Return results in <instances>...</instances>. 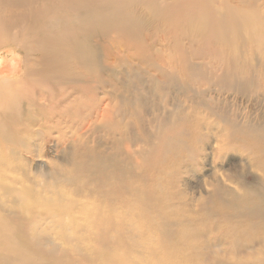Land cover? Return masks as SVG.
Wrapping results in <instances>:
<instances>
[{
    "label": "rangeland",
    "instance_id": "374dc122",
    "mask_svg": "<svg viewBox=\"0 0 264 264\" xmlns=\"http://www.w3.org/2000/svg\"><path fill=\"white\" fill-rule=\"evenodd\" d=\"M255 3L256 8H264V0H255ZM184 9L158 8L159 11L154 12V8H129L130 12L141 18L140 27H144V29H142L140 37L129 38L116 34L108 39L106 38L103 43L98 39H92V42L98 48L97 53L101 70L103 71L104 84L88 83L89 80L81 79L84 83L71 80V82L65 81L58 85H52L54 89L51 84H46L49 89L43 85L39 89L35 88L36 90L32 88L28 89L30 90L28 92L26 90L25 94L27 95H24V103L28 104L26 105L28 106V111L31 109L35 110L34 112L31 110V113H34L33 117L30 121L18 118L15 122L16 124L12 125L14 129H11L12 132L9 133L10 137L7 135L0 136V148L2 149V151L0 149V156H3L2 159L5 160L1 162L0 157V174H3V176L1 175L2 182L1 179L0 182L2 184L10 182H8L9 185L6 183L0 185V193L2 194L0 195V200H4V203L9 202L8 205L5 204L6 207H11L9 210L13 207L14 209L11 212L9 210L6 211L4 209L6 207L2 206L4 203L1 201L2 205H0L2 211L5 210L4 213L8 215V219L10 216V219L13 218V220L17 218L15 220L18 221L16 222L17 224L11 220L17 225V228H29L27 226L34 222L36 228L31 232L41 236V241L44 243L46 250L49 249L48 251H54L58 256L66 257L69 256L68 253L70 252L66 253L67 251H64L65 249L63 248L67 247L66 250H70L68 248L72 247L75 249L71 248L73 252L87 246V244H81L82 246L80 245V247L77 243H74L75 241L72 242L71 233L69 235L68 230L67 238L69 239H66V232H63L59 228L62 215H53V212H51L53 200L58 202V205L67 206L69 197H75L74 200L78 201L79 199V201L81 200L80 202L83 201L82 203L85 204L89 201V198L90 201H93V198L94 200L97 199V195L94 196L95 193L91 191V186H80L79 178L77 180L74 178V172H76V160H74V156L77 154L76 151H78L79 146L80 149L82 146L84 147H82L83 150L79 149V151L83 152L86 147L84 146V142L88 141L89 147L96 145L104 146V144L109 145L112 142L111 140L113 139H110L111 137H116L113 141H119L117 145L120 146L124 154H126V149V152L128 149L131 151L135 150L134 152L137 151L138 159L143 155L141 158L145 160L144 155L146 156V152H151L158 145L159 136L162 135L164 130L162 128L165 127L162 124L167 122L166 127H172V129H179V126H181L179 131L175 130L177 131L175 132L177 135L173 133L176 135V139L174 135H172L174 139H170L172 146L173 143L175 144L177 152L172 148L175 152L164 153L165 155L163 154L162 156L167 161L162 159L161 155V158H159V155L152 154L149 163L145 164L148 170H144L145 172L143 171L145 165L142 169L140 168L141 170L137 169L139 167L135 165L128 166L129 170L134 171L133 173L130 171L131 174L137 173L132 178H136L139 184L142 182V186L146 189L154 188L151 191L150 189L147 190L150 196L155 197H151L153 201L150 199L149 204L152 202L151 204L155 206L153 202L157 201L156 205H159L158 208H164L166 212L160 211L157 214L156 211L153 214V212L146 211L145 207L142 208L143 206L141 205L138 208L142 210H136L137 208H135L133 212L129 211L130 215H132L131 217L128 212L122 213L119 217V223L124 224L127 220V223H131L130 220H132L141 229H145L147 224L152 223L151 219L154 216L156 219L154 218L153 222L157 220V223L159 222L160 224H166L169 220V223L166 225L167 230L172 229L173 224L179 226L180 222H183V225L180 224L181 226L179 227L174 226L178 230L179 228H183L182 226L185 227L191 223V226L187 225L186 228L194 230L196 234L199 233L198 235L203 239L202 242L210 238L213 240V244L220 246L219 250L221 253H227L226 255L229 258L232 257V246L229 243L231 238L225 236V230H220L219 225L227 221V219V222H230L234 218V216L232 217L234 214L227 207L231 205L230 199H227L226 196L220 197L218 193L222 189L225 192H229L228 190L232 188V193L238 194L239 192L242 195V186L246 187L249 184L247 186L256 188L254 187L256 183L255 186L258 187L261 180V183L264 182V175L260 174L261 171L264 174V170L263 168L260 169L258 165L256 166L253 161V151L234 140L230 131L229 118L248 125H254L258 121L264 120V50L259 51L257 46L252 45L251 41L241 46L240 57L255 54L256 57L254 67L248 65V68L245 67V70H243L246 72V75H244L245 81H238L234 76L238 74L234 72L236 69L226 68V56L218 51L219 48L215 44L202 43V39L196 32L188 31V26L184 21L181 22L178 18H166L167 16L174 17V14L170 11L183 12ZM258 42H263L264 44V38H261ZM6 51L1 50L0 54ZM259 52L260 54H257ZM37 93L39 94L37 95ZM143 93H148L149 95L146 94L144 97H141ZM28 95L29 97H26ZM31 97L32 101H35L33 105V102H30ZM28 98L29 101H27ZM35 103L40 104L35 106ZM107 104L111 105V108L117 105L116 109L119 108L120 112V114L118 113L119 117L117 115L116 117L118 118L114 119V121L116 120V134L114 136L113 132L104 129L105 126L107 127V123L104 122L103 124L100 121L102 120L103 109ZM166 111L169 113L165 114ZM170 112L172 113L170 114ZM167 116L168 118H166ZM174 116L175 118L177 116V120L175 119V121ZM170 117L173 120H170ZM164 118L166 121H164ZM159 120L162 121L160 124ZM16 125L17 128H15ZM18 125L21 126L19 127ZM16 129L20 130L21 133L11 135L16 132ZM159 129L160 131L162 129V131L160 132ZM13 130L15 131L13 132ZM78 140L82 143L80 144ZM90 141L96 143L93 145ZM91 144L92 146H90ZM229 144L235 145L236 148L235 151L229 150L230 152L226 153L225 151L230 148ZM215 146H220L221 150L217 151ZM150 149L152 150L150 151ZM141 151L146 152H143V154ZM138 152H141V155ZM154 155L160 163H157L158 161L152 158ZM165 156H167L166 158L170 157V160L166 159ZM152 159L156 161H152ZM144 160L140 159L138 161H142L143 163L145 162ZM153 162L160 167L154 165ZM152 163L154 167H151L150 164ZM131 166L132 168L130 169ZM142 174H145V176ZM4 177L8 181L3 182ZM139 177L144 181L139 180ZM256 178H260L259 182L258 180L256 181ZM148 181H150V186L148 185ZM218 183L222 185L225 183L224 185L228 184V186L224 187V185L220 184L221 187H224L220 189L221 187ZM231 183L232 186L230 185ZM10 184H13L12 186L15 189L14 187L11 189ZM5 185L10 187L12 193L14 190L27 191L29 189V193L24 191L30 197V200H27L28 197L26 198L25 202L28 201V203L24 207L27 209L33 207L32 211L37 213L33 214L31 209H29V212L32 213H28V210H26L27 212L23 211V216H21L20 212L23 209L22 206H19L21 203H17L19 199L16 201V196L14 199H11V192L8 186V193L4 191L6 189ZM229 185L231 186L230 188ZM213 186L217 189L212 188ZM233 186H241V188L236 187L238 190H241L238 192L236 190L235 192L236 188L234 187V189ZM22 187L25 189L22 190ZM227 187L229 189L226 191ZM16 188L20 189L16 190ZM81 188L82 190L88 188L87 190H90L92 195L94 194L93 197L91 194V196H88V192L90 191H82ZM144 188L143 190L145 191L146 189ZM80 190L84 192V196L87 193L85 196L87 201L83 198V193ZM214 190H218V193ZM33 191L34 197L30 195ZM154 191L155 194L153 193ZM70 192L74 195L70 196ZM149 193L147 194L149 195ZM7 195L9 198H7ZM58 195H60V199ZM13 196L11 197L13 198ZM164 197L167 199L163 200ZM7 199H11L12 202L16 201V204L14 202L12 204L15 206L18 204L16 208L20 211H17L15 206L12 207L11 200ZM208 199L211 201L209 202ZM228 200L230 201L229 205L226 204L229 202ZM221 201L225 204L224 206L220 203ZM29 202L31 203L29 204ZM33 203L35 206L31 207ZM152 205L149 208H157V206L153 207ZM167 207L173 210L176 215L171 210L168 211ZM201 207H203L202 210ZM224 207L226 209H223ZM206 209L210 212L207 213L208 210ZM214 209H218L221 212ZM13 211L14 213H12ZM138 211H143V213L145 212L144 214L148 212L149 214L144 215L142 213L144 216L142 218L141 212L138 213L139 215L136 214ZM200 211L202 212L200 213ZM203 211L206 213L204 214ZM211 211H213L212 213H217L211 215ZM163 213L166 214L164 215ZM202 214L203 218L200 217ZM206 214H208L207 216L210 215V217L205 218ZM224 214H226L225 218L223 217ZM162 216L164 219L166 218V222L163 218H160ZM185 216L190 217L186 218ZM133 217H136V219ZM229 217H231L230 220ZM238 217L236 215L234 219L236 220ZM128 218L131 219L129 220ZM134 219L139 221L136 222ZM123 220L126 221L124 222ZM15 224H13L14 227ZM9 226L11 227V224ZM164 228L153 232V241L150 243L155 241V244H159L162 241L166 233L162 232ZM40 230H43V232H38ZM213 230L215 231L213 232ZM14 231L16 232V230ZM14 231L12 235L15 234ZM58 233L62 236L58 235ZM9 234L11 233L9 232ZM59 238H65L66 244H69V246L62 248ZM225 239H228V242ZM57 242L59 245H56L58 244ZM73 243L79 247L77 245V247L75 245L73 247ZM133 251L135 253L138 252V254L140 252L139 249H133ZM179 255L180 260H186V256ZM160 257L161 254L149 256V258H152V264L154 262L156 264Z\"/></svg>",
    "mask_w": 264,
    "mask_h": 264
},
{
    "label": "bare ground",
    "instance_id": "6f19581e",
    "mask_svg": "<svg viewBox=\"0 0 264 264\" xmlns=\"http://www.w3.org/2000/svg\"><path fill=\"white\" fill-rule=\"evenodd\" d=\"M142 7L154 8V12L159 11L158 8H185L183 12L170 11L174 14V17L171 18L167 16L166 18H178L179 21H184L188 26V31L196 32L202 39V43L215 44L219 48H217L218 51L226 56V68L237 70L233 71L238 73L234 75L238 81H245L244 75H246V72L243 70H245V67L248 68V65L254 67L253 65H255L254 62L256 57V54L240 57L241 46L251 41L252 45L257 46L259 51L264 50L263 42H258L261 38H264V8H256L255 0H0V51L7 50L5 53L0 54V136L7 135L10 137L9 133L12 132L11 129H14L12 125L14 126L16 124L15 122L18 118H22L24 121L27 119L30 121L33 117L34 113H31L32 109L28 111V106H26L28 104L24 103V95H27L25 94L26 90L28 92L30 88L36 90L35 88L39 89L43 87V85L46 86V84H51L52 86L65 81L71 82V80L84 83L81 79L86 81L89 80L88 83L104 84L105 81L102 77L103 71L101 70V64L97 53L98 48L94 45L95 43L92 42V39H98L103 43L106 38L108 39L116 34L124 35L129 38L140 37L142 29H144V27H140V23L142 22L141 18L130 12L129 8ZM257 54H260V52ZM52 87L54 89V86ZM47 88L49 89V87ZM43 89L41 90L43 91ZM28 94L33 95L31 93ZM38 94L39 93H37V95ZM146 94L148 93L141 94V97H144ZM26 97H29V95ZM32 97L30 102L33 100ZM27 101H29V98ZM37 104L35 103V106H37ZM116 106L111 108V105L107 104L103 109V114L101 116L102 120H100L103 124L104 122L107 123V127L105 126L104 129L113 132V136L116 134V120L114 121V119L119 117L118 113L120 114L119 108L116 109ZM32 111L34 112L35 110ZM166 113L169 112L166 111L165 114ZM171 113L172 112H170V114ZM117 115L118 117H116ZM177 116L176 118L174 116V121L175 119L177 120ZM172 117L169 119L171 120ZM166 118H168V116ZM162 121H160L159 124ZM164 121H166V119ZM166 123L167 122L162 124L165 127L162 126L164 130L162 135L159 136L158 145H155L156 147L154 146V150L150 149V151L152 150L151 152L145 151V160L141 158V156H143L141 152L143 153L144 151L138 152L140 153L139 155H141L140 159L145 161L143 163L142 161L139 162L140 159H138L137 151L134 152L135 150L131 151L128 149L126 152L127 149H124L126 153L124 154L120 146L117 145L119 141H113L116 137H111L110 139H113L111 140L112 142L109 145L104 144V146H97L96 144V146H92V144L94 145L96 142L93 143L90 141V143H92L90 146L92 147H89V143L86 140L87 142H84V146L86 147L83 152L79 151V146V152L76 151L77 154L75 153L77 158L74 156V160H76L74 178L75 180L79 178L80 186H91L92 189H90L95 193V195L93 194L94 196L97 195V199L94 200L93 198L91 202L88 197L89 199H87L89 201H87L85 197L87 193H85L84 196V192L82 191H86L88 188L82 190V187V191H80L83 193V198L87 201L86 204L82 203L83 201L80 202L81 200L79 201V199V202L74 200L75 197H69L67 206L58 205V202L55 200L52 201L53 204L51 209H53L51 212H53V215H62L59 228H61L63 232H66V235L64 234L66 239H69L67 238L68 230L69 235L71 233L70 237H72V242L75 241L74 243H77L79 246L81 244H87L85 247H81V245L78 251L72 252L71 245V248H68L70 250H66L67 247L63 248L64 246H69V244H66L65 238H59L60 243H62V248L65 249L64 251H67L66 253L70 252L68 253L69 256H58L56 252L48 251L49 249L46 250L44 243L41 241V236L31 232L36 228L34 222L27 226L31 229L26 227L23 229L17 228L16 222L18 221H15L17 218L14 220L13 218L10 219L11 216L9 215L10 217L8 219V215L4 213L5 210L7 211L11 208L5 206V204L8 205L9 202L5 201L6 203H4V200H0L4 205H2L1 202L0 204L8 208H4L5 210L2 211L0 205V264H147L150 261L151 263L149 264H152V258H149V256L155 254L156 256L161 254L157 262L158 264H264V182L261 183L262 180L260 184H258V187L255 186L257 183L254 185L256 188L247 186L249 184H247L246 187L241 185L243 189L242 195L238 192L241 189L238 190L236 188H241V186H233V188H236H234L235 192L237 190L240 195L232 193V188L230 189L231 192L228 190L232 186V183L230 184L231 186L229 185V188H226V191L228 190L229 192H225L222 189L228 186V184L224 185L225 183L223 184L224 187H221L222 184L218 183L221 187L220 189H222H219V193L218 190H214L217 191L216 193H218L220 197L226 196L227 199H230L231 205H229V200L228 203L225 201L224 203L230 206L227 207L234 214L232 217L234 216L235 218L236 215L239 216L236 220L232 218L230 222H227V219V221L219 225L220 230H225V236L231 238L229 242L232 246L231 258L226 255L227 253H221L219 250L220 246L213 244L212 239L209 238V240L207 238L208 240L202 242L203 239L198 235L199 233L196 234L194 230L186 228L187 225L191 226V223L187 224L185 227L182 226L183 228H179L178 230L175 229L178 225L175 226V224H173L175 227L171 225L173 227L172 229L176 231H173L171 228L167 230L168 228H166L167 223H169L168 219L170 218L167 219L168 222L166 224H160L159 222L158 224L157 220L153 222V219H156L154 216V218L151 219L152 223L147 224V227H144L145 229H141L137 223L132 222V220H130L131 218H128L131 223H127L128 220L126 216L127 221L125 220V222L123 220L125 222L124 224L119 223V217L122 213L128 212L130 215L129 211L133 212L135 208L138 210V207L141 205L143 206L142 208L145 207L144 209H146V211L153 212V214L156 211L158 214L160 211L164 212L166 210H164V208H158L159 205H156L157 201L155 203L153 202L157 208H149V206L152 205V202L150 203L151 205L149 204L150 199L155 197L150 196L149 191L147 192V190L150 189L148 186L147 188L149 189H146L142 186V182L139 184L136 178H132L135 177L134 174L137 173L131 174V170L128 168L130 165H135L139 167L135 168L141 170L145 164L147 165V163H149L152 154L156 156L159 155V158L162 157V159H164L162 156L164 153L168 154L170 151L174 150L177 152L175 144L173 143V147L170 139H174V136L176 139L177 134L175 132L177 131L175 130L179 131L181 126H179V129H172V127H166ZM229 123L231 126L230 131L232 132L231 135L234 140L238 144L252 150L254 153V160L251 157L252 160L255 162L256 166L258 165L260 169L263 168L264 170V120L258 121L254 125H248L229 118ZM15 128H17V125ZM14 131L15 130H13V132ZM17 131L16 129V132L11 135L20 132V130ZM80 141L79 143L81 144L82 142ZM82 147L80 150H83ZM229 147L230 148L225 151L226 153L230 152L229 150L235 151V145L229 144ZM172 148H174V150H172ZM215 149H217V151L221 150L220 146H215ZM2 155L5 156L3 153ZM155 155L152 158H155ZM2 157L1 162L5 161ZM166 157L167 156H165V158ZM155 159L158 161L157 158ZM154 160L152 159V161ZM153 163L150 164L151 167H154ZM157 163L160 162L158 161ZM154 165L157 164L154 163ZM145 166L143 171L147 170V166ZM158 166L159 165H157V167ZM131 168L132 166L130 169ZM139 170L137 171L139 172ZM131 172L133 173L134 171ZM261 172L260 174L264 175ZM145 174L142 175L145 176ZM1 175L3 176V174H0V179ZM146 177L148 178V176ZM139 178V180H142L141 177ZM3 179V182L8 181L5 177ZM259 179L260 178H256V181L258 180L259 182ZM8 182L5 183L8 184ZM149 182L150 181H148V183ZM4 184L1 183L0 185ZM145 184L147 185V183ZM8 185H5L6 189L4 191L6 192L8 191ZM12 185L10 184L11 189L14 187ZM148 185L150 186V183ZM23 187L22 190L25 189H23ZM143 188L146 189V192ZM212 188L217 189L214 186ZM17 189L18 188H16V190ZM28 190L24 191L28 192ZM24 191L14 190L12 193L10 190L12 193V195L10 193V198L14 199L16 196V201L19 199L17 203L19 204L20 202L21 205L19 206H22L23 209L20 212L21 216H23V211L25 212L26 210H28V213H37L32 211V206H35L34 203L31 205L32 208L27 209L24 207V205L28 203V201L25 202L28 196ZM91 191L88 192V196L92 193ZM33 193L34 191L32 194L30 193V195H33ZM70 193V196L74 195ZM147 193H149V195ZM153 193L155 194V191ZM0 195L2 194L0 193ZM11 196H13V198ZM58 197L60 199V195H58ZM7 198H9V196ZM29 198L30 197H28L27 200H30ZM83 198L82 200H84ZM166 199L165 197L163 198V200ZM221 199L223 200V198ZM218 200L220 201V199ZM16 201L13 202L16 204ZM13 202L11 200L12 207L15 206L12 204ZM97 202L98 204H96ZM30 203L31 202H29V204ZM220 203H222V201ZM11 205L9 204V206ZM222 205L224 206L225 204L222 203ZM17 206H15V208ZM225 207L223 209H226ZM202 208L203 207H201V210ZM13 209L14 207L11 210ZM29 209H31L32 212H29ZM11 210L9 211L11 212ZM169 210L171 209L168 208V211ZM214 210L217 211L218 209ZM143 211H138L136 214L141 212L140 215L144 218L142 215ZM171 211L173 212V210ZM213 211H211V213ZM218 211L221 212L220 210ZM201 212L202 211H200V213ZM208 212L210 211L208 210L207 213ZM7 213L10 214L9 212ZM12 213H14V211ZM205 213L206 212H204V214ZM216 213H212L211 215H215ZM173 214L176 215L175 212H173ZM150 215L152 216L151 213ZM207 215L208 214H206L205 218L210 217V215ZM225 215L226 214L223 215L224 218ZM131 216L132 215H130V217ZM163 216L160 218H163ZM202 216L203 214L200 217ZM136 217L133 218L136 219ZM160 218L158 217V219ZM135 219L134 221H136ZM165 219L163 218L166 222ZM230 219L231 217H229V220ZM11 220L15 221L16 224ZM171 221L173 220L171 219ZM182 223L180 222L181 225H183ZM9 224H11V227ZM13 224H15L16 228ZM180 224L179 226H181ZM162 228H164L162 232H166L165 235L161 232L162 235H164L162 241L159 244H155V241L150 243L153 241V232ZM10 230H16V232L14 231L15 234L12 235L13 231L11 232ZM214 231L215 230H213V232ZM9 232L11 234H9ZM38 232H43V230ZM58 235L62 236L59 233ZM225 241L228 242V239H225ZM72 242L70 243L72 244ZM74 243L73 247L75 245ZM56 245H59V243ZM72 249L75 250L74 248ZM133 249H139V254L138 252L135 253ZM66 253L63 254L67 255ZM179 254H181V256H186V260H180Z\"/></svg>",
    "mask_w": 264,
    "mask_h": 264
}]
</instances>
